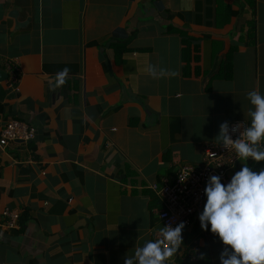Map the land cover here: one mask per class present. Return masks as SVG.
<instances>
[{"label": "crops", "instance_id": "crops-1", "mask_svg": "<svg viewBox=\"0 0 264 264\" xmlns=\"http://www.w3.org/2000/svg\"><path fill=\"white\" fill-rule=\"evenodd\" d=\"M7 61L19 80L0 82V130L14 119L35 136L0 145V212L20 214L19 228L0 218V264H124L162 228L148 186L200 165L224 121L250 124L246 94L264 95V0H0ZM210 229L198 214L174 264L197 235L195 264H221L229 246Z\"/></svg>", "mask_w": 264, "mask_h": 264}, {"label": "clouds", "instance_id": "clouds-1", "mask_svg": "<svg viewBox=\"0 0 264 264\" xmlns=\"http://www.w3.org/2000/svg\"><path fill=\"white\" fill-rule=\"evenodd\" d=\"M69 71L65 67L57 72L49 81L50 90L62 87ZM147 71L156 76V69L150 64ZM171 75L177 73L172 72ZM246 95L254 106V110L249 109L248 113L250 124L237 139H232L228 122L224 121L216 137L220 145L235 150L244 166L226 185L221 183L220 176H211L204 189L206 203L199 214L201 228L207 231L210 224L211 232L229 246L219 256L221 264H264V169L256 172L246 163L248 158L256 162L264 161V95L258 90H251ZM243 123L241 121L234 125L232 133L237 132ZM185 226L184 221L175 227L171 224L163 226L157 239L148 240L142 247H137L132 256L125 257L124 264H134V261L137 264H168L169 261L174 264L173 257L183 243L182 230Z\"/></svg>", "mask_w": 264, "mask_h": 264}, {"label": "built area", "instance_id": "built-area-1", "mask_svg": "<svg viewBox=\"0 0 264 264\" xmlns=\"http://www.w3.org/2000/svg\"><path fill=\"white\" fill-rule=\"evenodd\" d=\"M5 72L9 85L19 80V70L10 61L5 62ZM229 134L232 139H237L247 123H243L237 132L232 133L231 129L241 121H227ZM34 128L29 127L21 121L8 119L0 130V145L5 146L10 141L21 139L28 141L34 135ZM237 158L235 150H228L219 142H206L202 147V161L198 166L183 164L179 167L175 178L169 182L167 178L162 181L153 182L148 187L154 196L159 200L160 205L156 208L158 221L162 227L171 224L175 227L181 221L186 222L183 230L188 229L194 218L203 211L206 203L204 189L212 175L221 177V183L225 184L227 176L233 170ZM247 161L253 162L252 158ZM19 210L5 207L1 211V224L7 228H19ZM182 230V231H183ZM159 233L155 234V239ZM154 239V240H155ZM202 236H194L185 248L179 253V264H195L201 257Z\"/></svg>", "mask_w": 264, "mask_h": 264}, {"label": "trees", "instance_id": "trees-1", "mask_svg": "<svg viewBox=\"0 0 264 264\" xmlns=\"http://www.w3.org/2000/svg\"><path fill=\"white\" fill-rule=\"evenodd\" d=\"M252 3H253V0H252ZM231 12H233V11H231ZM247 25L249 27L248 30H247L248 40H249V42L253 43V42H255V38H256V35H255V27H256V24H255L254 19L249 20L247 22ZM201 254H202V252H201ZM205 258H206V256L203 257V258L200 257L198 261L204 262ZM209 259L210 258H208V264H210Z\"/></svg>", "mask_w": 264, "mask_h": 264}, {"label": "water", "instance_id": "water-1", "mask_svg": "<svg viewBox=\"0 0 264 264\" xmlns=\"http://www.w3.org/2000/svg\"><path fill=\"white\" fill-rule=\"evenodd\" d=\"M7 79V73L0 68V82L5 81Z\"/></svg>", "mask_w": 264, "mask_h": 264}]
</instances>
